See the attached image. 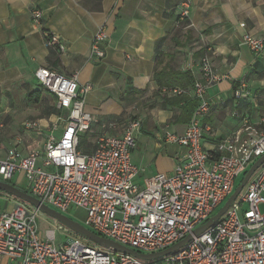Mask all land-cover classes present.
Masks as SVG:
<instances>
[{
	"label": "built area",
	"instance_id": "1",
	"mask_svg": "<svg viewBox=\"0 0 264 264\" xmlns=\"http://www.w3.org/2000/svg\"><path fill=\"white\" fill-rule=\"evenodd\" d=\"M189 4L190 0H179L180 19L188 16ZM31 14L34 22L41 18L38 9ZM106 39L105 30L97 29L90 45L94 61L104 57ZM242 39L253 55L262 52L261 38L245 32ZM45 43L62 49L56 35ZM199 73L192 88L197 105L189 123L180 134H165L183 154L172 173H156L139 184L140 169L131 152L140 120L128 119L119 136L101 134L94 150L83 153L81 136L94 122L84 109L90 84H80L76 74L37 68L34 76L40 86L55 97L57 109L66 111L64 125L58 135L52 126L40 150L23 155L8 148L0 157V180L11 182L21 174L26 192L40 202L62 214L71 208L82 210L84 226L137 252L154 253L173 245L212 216L233 191L237 177L264 154V128L257 129L249 115L237 110V103L250 95L241 80L233 91L231 114L240 120V129L212 145L203 141L202 118L211 105L206 93L223 76L206 56ZM259 205L264 208V163L213 226L177 250L147 261L79 238L56 246L53 230L40 234L39 211L15 201L10 212L0 209V258H7V264H264V212Z\"/></svg>",
	"mask_w": 264,
	"mask_h": 264
},
{
	"label": "crops",
	"instance_id": "2",
	"mask_svg": "<svg viewBox=\"0 0 264 264\" xmlns=\"http://www.w3.org/2000/svg\"><path fill=\"white\" fill-rule=\"evenodd\" d=\"M178 2L0 0V157L11 147L23 155L40 150L52 126L55 135L62 130L66 114L59 109L52 113L55 97L34 76L39 67L76 74L80 84H90L84 109L94 122L81 136L83 153L94 150L101 134L119 136L128 119L140 120L131 152L140 169L139 184L156 173H172L183 154L165 134L182 133L192 117L193 112L181 113L189 103L197 105L192 88L203 56L223 76L206 93L211 105L202 118L203 141L212 145L240 129V120L231 115L239 80L250 95L237 103L238 112L249 115L257 129L264 128V47L255 56L242 39L248 32L264 43V0H190L185 19L179 17ZM35 9L41 11L38 22L32 19ZM100 27L107 34L105 55L94 61L90 45ZM51 35L58 37L61 50L46 45ZM155 69L166 75L190 73L193 85L169 76L163 80L174 85L160 87ZM129 86L142 93L126 96ZM10 183L26 186L21 174ZM0 194L5 204L13 199ZM8 262L0 258V264Z\"/></svg>",
	"mask_w": 264,
	"mask_h": 264
},
{
	"label": "water",
	"instance_id": "3",
	"mask_svg": "<svg viewBox=\"0 0 264 264\" xmlns=\"http://www.w3.org/2000/svg\"><path fill=\"white\" fill-rule=\"evenodd\" d=\"M263 163H264V154L260 156L258 159H256L250 165V167L244 173L242 179L234 187L231 194L228 196L224 204L220 207V209L216 213L210 216L204 223L194 228L191 231V233H188L184 238H182L178 242L174 243L173 245L161 251L154 253H140L130 248L124 247L119 243L114 242L110 239L104 238L94 233L90 229L86 228L84 225L80 224L79 222L73 220L72 218L50 208L49 206L45 205L44 203L40 202L38 199L30 195L28 192L23 191L16 185L11 184L10 182H4L0 180V192L13 197L14 199H18L22 201L24 204L36 208L38 211L53 218L58 223H60V225L65 226L67 229L71 230L81 238L86 239L87 241L91 242L94 245L110 249L113 252L128 253L139 259L152 261L159 259L162 256L167 255L177 250L178 248L184 246L193 236L200 235L203 232H205L208 228L213 226L218 221V219L226 212L228 207H230L233 204L237 195L241 192V190L244 188V186L251 178V176Z\"/></svg>",
	"mask_w": 264,
	"mask_h": 264
},
{
	"label": "rangeland",
	"instance_id": "4",
	"mask_svg": "<svg viewBox=\"0 0 264 264\" xmlns=\"http://www.w3.org/2000/svg\"><path fill=\"white\" fill-rule=\"evenodd\" d=\"M45 93H46V91H45ZM47 95H49V94H47ZM64 114H66V111H64ZM138 131H139V129L137 130V132ZM138 134H139V132L136 135H138ZM140 135H145V134H140ZM242 177H243L242 175L237 177L236 182H235V186L239 183V181L242 179ZM243 190H244V188L241 190V192ZM5 198L6 197H4V196H0V209H4L6 212H10L12 210V208L14 207L15 201L23 203L22 201L13 198V199H6L7 203L5 204L4 203ZM224 202H222L218 206V208L216 209V211L214 213H216L220 209V207L224 204ZM27 206H29V205H27ZM245 208H246V206H244L242 208V210ZM259 209L262 213L264 212L263 205H259ZM63 214L72 218L73 220L79 222L80 224L84 225V212L82 210L77 209V208H71L69 211H66ZM37 223H38L40 234L42 236L45 235V232L47 230H53L54 231V235H55L54 243L56 246L63 244V243L70 242L74 238H79L83 242L92 244L91 242L87 241L86 239L81 238L80 236H78L77 234L72 232L71 230L67 229L65 226H63L64 228H60L59 227L60 223H58L53 218L49 217L48 215H46L40 211L38 212V215H37Z\"/></svg>",
	"mask_w": 264,
	"mask_h": 264
},
{
	"label": "trees",
	"instance_id": "5",
	"mask_svg": "<svg viewBox=\"0 0 264 264\" xmlns=\"http://www.w3.org/2000/svg\"><path fill=\"white\" fill-rule=\"evenodd\" d=\"M158 60V57L156 58V61ZM171 77L169 79L174 80L175 78H179V79H182L184 80V82L187 84V85H190L192 86L193 85V82H194V79L192 77V75L190 73H169L168 75L164 74V72L161 70V71H156L155 69V72L153 74V78L156 80V82L158 83V85L160 87L162 86H173L174 84L172 83H169V82H165L163 79H165L166 77ZM125 92H126V96H129V95H133V94H139V93H142L141 91H138V90H135L133 89V87H126L125 89ZM35 93H32V95H34ZM166 101V99H165ZM196 107V104L194 105L193 103H189L186 107H183L182 108V113L181 115H186L187 113L189 112H193V110L195 109ZM52 113H56V112H59V110L55 107V105L52 107L51 109ZM191 115V114H190ZM131 118H136V117H131ZM264 127V126H262ZM83 142V139L80 140V145L82 144ZM23 191H27L26 188H22ZM2 193V192H0Z\"/></svg>",
	"mask_w": 264,
	"mask_h": 264
}]
</instances>
